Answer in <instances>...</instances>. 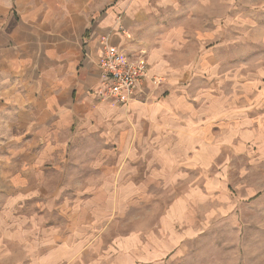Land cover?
<instances>
[{"label":"clouds","instance_id":"clouds-1","mask_svg":"<svg viewBox=\"0 0 264 264\" xmlns=\"http://www.w3.org/2000/svg\"><path fill=\"white\" fill-rule=\"evenodd\" d=\"M109 4L0 0V264H97L96 233L110 239L123 230L148 235L151 251L121 252L110 264L153 257L157 264H264L259 161L234 157L220 181L232 191L189 203L174 235L160 229L170 203L204 180L182 170L192 165L174 140L173 125L190 123L188 112L170 109L159 124L139 115L145 88L158 95L169 86L161 85L163 74L143 87L136 79L159 50L172 66L169 79L200 102L208 83L198 74L206 66L264 67V0H123L115 12ZM13 12L21 19L9 27ZM93 24L90 44L98 51L80 58L85 70L61 76L49 69L43 43L71 46ZM209 32L205 47L198 33ZM110 70L117 79L107 78ZM53 97L60 102L50 107Z\"/></svg>","mask_w":264,"mask_h":264},{"label":"rangeland","instance_id":"rangeland-1","mask_svg":"<svg viewBox=\"0 0 264 264\" xmlns=\"http://www.w3.org/2000/svg\"><path fill=\"white\" fill-rule=\"evenodd\" d=\"M117 2L123 0H113V3ZM177 36L179 37V33ZM197 38L208 47L212 33H198ZM169 41L175 43L171 37L166 38L165 43ZM169 51L176 53L178 50L170 48ZM152 57H156V60L151 64L164 76L161 85L168 83L169 86L159 90L158 95L151 91L142 97L139 104L143 109L139 115L141 119L149 117L150 121L159 124L164 122L165 113H169L170 109L177 115L180 110L188 112L191 116L190 123L181 119L173 125L179 133L174 136V140L182 143L187 153L186 159L192 165H182V170L193 178L200 177L204 180L203 184L197 180L185 193L176 197L160 218V229L174 235L175 228L188 216L189 203L203 201L208 191L219 194L225 187L232 191L230 183L225 185L220 181L229 178L234 157L237 160L259 161V164L264 165V67L251 66L255 62L227 67L206 66L198 75L200 79L207 81L208 87L203 89L206 95L197 102L185 95L186 89L181 91L182 81L169 79L170 73L166 68L171 69L172 66L167 61V53L154 50ZM174 72L175 69H172V73ZM205 100L208 102L204 103ZM202 111L207 114L200 115ZM193 126H198L199 131H194ZM124 194L127 195V191ZM223 211L225 209L222 208L221 212ZM132 219L137 223L142 221V217ZM96 236L98 239L93 246V256L97 264H110L121 252L125 257H131L141 246L146 256L151 251L148 247L149 236L143 232L123 230L110 239H106L101 232H97ZM134 264H157V261L153 257L135 260Z\"/></svg>","mask_w":264,"mask_h":264},{"label":"crops","instance_id":"crops-1","mask_svg":"<svg viewBox=\"0 0 264 264\" xmlns=\"http://www.w3.org/2000/svg\"><path fill=\"white\" fill-rule=\"evenodd\" d=\"M122 2H117L116 4L113 3V0H111V4H109L107 7H111L113 11L115 12L116 5L121 4ZM102 15L107 14V8L101 9ZM14 20L9 21V27L14 26L15 23L20 21V15L16 12L12 13ZM117 15H120L117 13ZM95 28V25L93 24L91 28L85 29L84 32L81 34V38L78 43H73L71 46H65L62 44L57 43L56 41H45L43 43V52L42 55H45L47 58V66L49 69L57 70L59 75L61 76H67L69 72L76 71L77 75L81 73L82 70H85L86 65L84 60H81L80 58H88L93 51H98L96 49L91 48L90 42L92 40H95V37L92 34V29ZM104 30H100L97 34L100 35ZM76 39L75 37L73 38ZM67 58V59H63ZM73 60H75V64H73ZM63 65V68L61 69L59 66ZM150 65V72L152 75H156L161 72H158L151 62ZM101 71H103L101 69ZM108 78V77H107ZM152 81V80H150ZM149 82V81H148ZM147 84V83H146ZM152 91L151 88H145V92L148 95ZM77 94V90L75 88L72 89L71 95L75 97ZM146 95H143L142 97H145ZM60 101L53 97L52 103L49 105L50 107L55 104L59 103Z\"/></svg>","mask_w":264,"mask_h":264},{"label":"built area","instance_id":"built-area-1","mask_svg":"<svg viewBox=\"0 0 264 264\" xmlns=\"http://www.w3.org/2000/svg\"><path fill=\"white\" fill-rule=\"evenodd\" d=\"M105 63H107V61H105ZM146 69L150 70V65L149 63L146 65ZM103 70V69H102ZM137 76L136 79L139 81H143V84L141 85V87L144 86V84L148 83V81L152 80V81H156L158 79H160L159 76L156 75H152L151 72L149 71L147 75L143 74L145 72V69H137ZM107 77L109 80H115L117 79V72L115 70H110L106 73ZM121 75H123L121 73ZM164 80L161 79L160 82ZM129 87L131 88V85H129ZM133 99H135V96H133Z\"/></svg>","mask_w":264,"mask_h":264}]
</instances>
